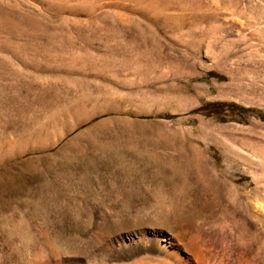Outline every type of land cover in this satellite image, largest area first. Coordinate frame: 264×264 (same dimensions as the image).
<instances>
[{
  "label": "rangeland",
  "instance_id": "obj_1",
  "mask_svg": "<svg viewBox=\"0 0 264 264\" xmlns=\"http://www.w3.org/2000/svg\"><path fill=\"white\" fill-rule=\"evenodd\" d=\"M262 148L264 0H0V264H57L153 199L190 233L241 231L264 172L238 156Z\"/></svg>",
  "mask_w": 264,
  "mask_h": 264
},
{
  "label": "bare ground",
  "instance_id": "obj_2",
  "mask_svg": "<svg viewBox=\"0 0 264 264\" xmlns=\"http://www.w3.org/2000/svg\"><path fill=\"white\" fill-rule=\"evenodd\" d=\"M225 75L228 79L225 83L213 85L220 94L237 88L240 83L236 72L229 71ZM262 153L261 161L238 156L252 169L255 180L264 172L263 148ZM122 191L125 197L132 194L130 190ZM130 210L134 214L129 213L120 221L116 219L118 222L112 226H100L90 241L84 240L77 231L75 234L71 232L73 240L67 244L68 252L61 255L57 264H254L253 245L259 239L254 234L258 226L264 231V203L258 199L243 206L241 231L233 228L217 237L190 233V226L185 222L162 220V210L155 199L149 204L146 214L135 205ZM250 220L256 224L255 233L251 231L254 225Z\"/></svg>",
  "mask_w": 264,
  "mask_h": 264
},
{
  "label": "trees",
  "instance_id": "obj_3",
  "mask_svg": "<svg viewBox=\"0 0 264 264\" xmlns=\"http://www.w3.org/2000/svg\"><path fill=\"white\" fill-rule=\"evenodd\" d=\"M227 106L228 105L226 103H213V104H210L207 107H205L204 110L208 111L211 115H213L215 113L213 111H211L210 109H213V108H224V107H227ZM231 106L236 108L240 115L251 111L250 109H245V108H243L241 106H238V105H235V104L231 105Z\"/></svg>",
  "mask_w": 264,
  "mask_h": 264
},
{
  "label": "water",
  "instance_id": "obj_4",
  "mask_svg": "<svg viewBox=\"0 0 264 264\" xmlns=\"http://www.w3.org/2000/svg\"><path fill=\"white\" fill-rule=\"evenodd\" d=\"M139 118H141V117H139Z\"/></svg>",
  "mask_w": 264,
  "mask_h": 264
}]
</instances>
